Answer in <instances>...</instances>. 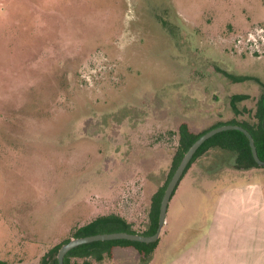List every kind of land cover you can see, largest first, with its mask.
Listing matches in <instances>:
<instances>
[{
	"label": "rangeland",
	"instance_id": "1",
	"mask_svg": "<svg viewBox=\"0 0 264 264\" xmlns=\"http://www.w3.org/2000/svg\"><path fill=\"white\" fill-rule=\"evenodd\" d=\"M256 29L264 0H0V264H44L104 215L147 231L179 126L257 121L264 54L234 42ZM235 162L213 148L182 179L157 245L165 264L201 240L221 183L264 193V168L244 177Z\"/></svg>",
	"mask_w": 264,
	"mask_h": 264
},
{
	"label": "crops",
	"instance_id": "2",
	"mask_svg": "<svg viewBox=\"0 0 264 264\" xmlns=\"http://www.w3.org/2000/svg\"><path fill=\"white\" fill-rule=\"evenodd\" d=\"M191 170L189 169V172ZM260 172L263 171L257 168L242 170L244 177L247 174ZM183 180L181 179L179 182L174 196H176ZM234 182L231 184L221 183L223 190L217 200L216 211L211 222L207 224L204 234L201 235V240L176 245L173 248L176 252L174 258L166 264H264L263 186L252 182ZM188 201L185 208L191 207L190 197ZM186 218L183 217L181 222H186ZM167 226L166 220L163 234L167 231ZM159 250L156 247L148 264L157 262L156 258L159 259L161 252ZM120 251L133 257L136 254L139 256L133 247H116L114 249L115 259H117L116 253ZM165 252L168 253L167 249ZM83 260L73 259L72 264ZM94 261L89 262L94 264ZM160 262L165 264V256L160 257ZM126 264H134V262L131 260Z\"/></svg>",
	"mask_w": 264,
	"mask_h": 264
},
{
	"label": "trees",
	"instance_id": "3",
	"mask_svg": "<svg viewBox=\"0 0 264 264\" xmlns=\"http://www.w3.org/2000/svg\"><path fill=\"white\" fill-rule=\"evenodd\" d=\"M256 122L253 124L248 123H233L241 125L246 128L253 136L259 157L264 161V85L262 86V92L257 101V107L255 112ZM216 127V126H215ZM214 128V127H213ZM208 131V130H207ZM195 134L190 129L187 123H183L179 126V147L174 156L172 163V170L169 175V179L164 187H162L153 197L151 212H150V225L147 231L142 235L150 236L156 233L159 222L160 205L165 193V190L190 146L205 132ZM220 148L225 151H229L236 155L235 168L238 170H249L252 168H264L259 166L252 155L250 143L244 133L236 130L224 131L206 141L200 149L197 151L192 161L188 165L182 179L185 177L191 166L196 162L198 158L207 153L210 149ZM177 189V188H176ZM175 194V192H174ZM173 194V195H174ZM114 232H128L133 234H139L134 230L133 225L129 223L123 217L111 214L98 217L91 223L80 227L75 233L74 238L86 237L90 235L102 234V233H114ZM70 239L65 240L63 243L52 248L44 257V264H59L57 254L61 246ZM159 241L146 244L140 242H133L127 240H114V241H99L85 245H81L71 250L65 257V264H72L73 259H92L97 262L102 261L104 258H114V249L116 247H133L140 255V262L142 264H148L152 259L154 250L156 249ZM86 264H91L90 262Z\"/></svg>",
	"mask_w": 264,
	"mask_h": 264
},
{
	"label": "water",
	"instance_id": "4",
	"mask_svg": "<svg viewBox=\"0 0 264 264\" xmlns=\"http://www.w3.org/2000/svg\"><path fill=\"white\" fill-rule=\"evenodd\" d=\"M263 129H264V119H263ZM231 130L240 131L245 134V136L249 140L250 148H251L252 155H253L255 162L259 166L264 167V161H262L261 158L259 157L254 138L252 134L246 128H244L241 125H237V124H225V125L212 128L208 130L207 132H205L204 134H202L190 146V148L187 150L184 157L182 158L180 164L178 165L176 171L174 172L165 190L162 201H161L158 228L155 234L146 236L142 234H133V233H128V232H114V233H102V234L90 235L86 237L74 238L61 246L57 254L58 263L65 264V257L71 250L81 245H85V244H89L93 242L127 240V241H133V242L152 244V243L159 241L164 231L169 202L174 192L176 191V188L178 187L179 182L181 181L184 175V172L186 171L193 157L195 156L197 151L200 149V147L210 138L214 137L215 135L221 132L231 131Z\"/></svg>",
	"mask_w": 264,
	"mask_h": 264
},
{
	"label": "built area",
	"instance_id": "5",
	"mask_svg": "<svg viewBox=\"0 0 264 264\" xmlns=\"http://www.w3.org/2000/svg\"><path fill=\"white\" fill-rule=\"evenodd\" d=\"M257 31L258 29L254 32ZM254 32H248L246 35H238L236 37L234 41L235 48L240 53L258 54L259 56L264 54V30H260L256 34Z\"/></svg>",
	"mask_w": 264,
	"mask_h": 264
}]
</instances>
